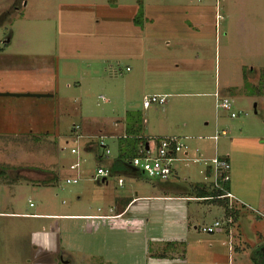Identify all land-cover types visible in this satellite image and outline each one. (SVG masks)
Returning <instances> with one entry per match:
<instances>
[{"label":"rangeland","instance_id":"1","mask_svg":"<svg viewBox=\"0 0 264 264\" xmlns=\"http://www.w3.org/2000/svg\"><path fill=\"white\" fill-rule=\"evenodd\" d=\"M160 69L168 87L176 83L173 91L191 92L168 96L171 109H198L205 96L192 92L203 74L230 88L227 112L237 114L236 131L221 142L230 148L237 196L220 206L206 198L192 223L184 204L158 198L135 200L121 229L118 217L26 218L15 221L16 230L2 223L0 264H38L49 256L56 264H264V91H256L264 80V0H0V91L53 93L0 94V171L18 179L0 194V207L4 200L30 213L115 215L117 197L190 187L143 173L92 178L112 155L98 145L89 151L97 141L91 134L103 125L113 129L120 117L143 131L152 116L143 109L167 106L144 107ZM73 147L84 161L80 181L67 183L77 173L70 169ZM189 163L213 182V172H205L211 161ZM226 204L232 221L222 215ZM216 219L222 227L215 233L199 228ZM172 238L185 242H165ZM38 247L48 249L39 258Z\"/></svg>","mask_w":264,"mask_h":264},{"label":"crops","instance_id":"2","mask_svg":"<svg viewBox=\"0 0 264 264\" xmlns=\"http://www.w3.org/2000/svg\"><path fill=\"white\" fill-rule=\"evenodd\" d=\"M200 55H201L200 53L197 54V56ZM200 61H199L200 67L203 66L202 71L208 69V64H209L208 61H206V59L205 60L200 59ZM203 75L198 76V79L195 80V85H197L198 88H196V90L192 93H195L199 96H205V98L203 99V102L201 101L203 105L202 103H200V105L198 104L197 106L198 109H190V111H192L193 114L189 112L188 109H171L172 102L171 100L169 101L167 99L168 96L182 94V93L187 94L191 92L173 91V89L171 88L177 86L176 83L168 87V84L164 83L167 81V78L162 77L163 73H162V69H160V72H158V76L155 79V82L159 83V85L156 87L153 93H161L166 95V100L162 103L153 102L148 106L144 104V107L150 108L151 105L154 103L164 104L165 102L167 103V106H163L162 109H153L152 111H150V109H143L144 111L147 110L152 115L151 120L148 117L144 118L145 124L143 131L136 120L135 121L134 120L131 121V119L127 120L125 117H120L118 121L115 123L116 127H113V129H110V127H107V125L105 126L103 125V128L98 130L99 135L105 134L108 136L107 142L109 147L112 149V152L110 153L112 155V157L110 156L111 165L114 158L117 157L118 154L127 151L132 152L133 149L135 150V153L138 151L139 154L140 148L146 146L152 140L158 141L162 138H170V137H175L182 143H184L182 139L188 140L189 142L185 143L186 145H188V149L182 150L175 154L177 158L175 159L172 165V169H173L172 175L170 176V178L167 179V181H169L168 183L174 184L175 182H177L176 180L178 181L184 180L190 184L189 185L190 187H180L178 184H176V188H179V191L174 192V190L172 189L173 186L171 184L172 186L171 188L166 187L163 188L162 190H157L158 192L156 193H151L149 195H140L139 193H136L135 196L128 197V195H125V196L117 197V199H115L116 203L114 202L115 203L114 207L115 208L117 207L116 209L118 208L119 209L116 210L115 215L104 214L102 216L96 214H62V213L47 214V213H38V212L30 213L22 210L10 209L8 207L9 204L6 205V202H4L3 200V204L5 205V207H0V225L2 223H4L5 225H2L1 227L5 228V227L13 226L14 230H16L19 228V226L18 223H16L15 221L23 220L26 218H39V217L79 218L80 216H83V218L93 217V218H106L111 220V218L113 219V217L115 218L118 217L119 219H123L126 215L130 213L133 205L136 202H138L135 200L140 198H146V199L158 198L161 199L160 201L182 203L186 206V212H187L186 222L187 223L194 222V219H196L197 216L200 215L199 209L201 206L200 204L201 201H206V198L200 196L202 190L210 191L212 190V185L214 184L213 182H210L208 184L205 181L207 179L206 176H204L205 179H202L200 176L201 173L204 172V170L200 169L199 172L198 171L196 172L195 168H193L194 166H192L189 162H193V163H198L201 161L212 162V159L214 158L213 156L218 154L224 158H227L231 162V168L232 165L234 164L231 157L229 146H226V144H224V142H221V140L222 138L224 139V137H228L230 133L236 131L235 125L232 122L233 120L231 121L232 116L229 115V112L223 110L224 108H220L217 106V99L215 94V92L219 90L223 97L224 96L228 97V95H231L230 94L231 90L228 86L225 90L222 89L221 87L218 86V81L212 83L211 80L209 81V79L206 78V74ZM51 95H53V93ZM100 96L105 101L110 100V98L105 96L104 94H101ZM209 103L213 109L202 108V107H206V105ZM137 111L140 112V110ZM188 113L190 116H188ZM234 118H237V116ZM227 120L231 122H227ZM222 129L225 130L226 133L222 134L218 139H215L213 136L216 134L217 130H222ZM238 129H240L241 131L242 127H238ZM91 135H96V134L93 133ZM132 144H135L136 147L135 146L133 147ZM112 145L116 150H114ZM109 155L107 157H109ZM130 169H131V173H127L126 171L123 172L116 170V173L114 174L131 175L135 177L142 176V172L135 169L134 167L131 166ZM205 172L209 176H211L213 172L211 164ZM119 178H123V177L120 176ZM123 180L124 182L122 185L126 183L124 178ZM231 180L232 179H230V181L227 182L228 190L231 191L233 194H235L234 191H232L234 184L232 183ZM17 182L18 179L16 177L11 176L9 173H6L5 171H0V194L3 197L8 195L10 188H12L13 185ZM127 199H131V201L127 205H125ZM207 200L214 201V203L218 206L222 204L224 205V203H220L222 201H218L215 199L214 200L207 199ZM212 206L213 204H209L208 208L210 207L214 208ZM216 208L219 209L218 207ZM230 212L231 211H229V207H227L226 204V206H224L222 215L224 217L225 216L228 217V214H230ZM131 219L133 218H130V220ZM123 221L124 222L116 224V226L119 227L120 229L122 227L124 228L125 227L124 224H127V219H123ZM194 225H195L194 227L198 229V226L196 224ZM1 227H0V235L2 233ZM14 237L18 238V242L16 243H19L18 232L14 233ZM0 240L1 242L5 243L4 240L2 241L1 236H0ZM165 242H168V244L171 243L178 244V243H184L185 241L181 238H176V239L172 238ZM16 245L18 246V244ZM47 251L48 249L45 250L42 247H38L33 252H34V256L38 255L39 258L42 253L44 252L46 253ZM52 258L53 257L49 256L47 259L44 260L38 259V264H56V261L54 260V258L53 259Z\"/></svg>","mask_w":264,"mask_h":264},{"label":"built area","instance_id":"3","mask_svg":"<svg viewBox=\"0 0 264 264\" xmlns=\"http://www.w3.org/2000/svg\"><path fill=\"white\" fill-rule=\"evenodd\" d=\"M129 68V67H127ZM217 99V106L224 108L223 110L231 112L233 103L231 98L222 96L220 91L215 92ZM166 100V95L161 93H151L144 97V104L150 105L153 102H164ZM236 113L232 112L231 116L236 117ZM78 126V125H77ZM225 130H217L216 134L213 136L218 139L222 134H225ZM91 137L96 138L99 146L104 149V155L108 156L111 153V148L107 142V135H91ZM188 149V145L180 142L175 137L162 138L158 141L152 140L146 146H143L139 150V154L134 156L130 161V164L135 169L142 172L147 178H157L161 180H167L172 175V165L175 159L176 153ZM73 154H76L75 161L70 165V169L77 170L75 175L66 178L67 183H78L81 179L80 172L82 168V163L84 161L83 156L80 155L78 148L73 147L71 149ZM212 169H213V184L214 186L223 191L222 194L216 196V198H230L234 199L235 195L229 191L226 187V183L231 179V162L224 157L216 154L212 159ZM111 175V170L105 166H99L97 172L92 176L93 179L106 181V179ZM124 182L123 178H119V184L122 185ZM211 198V197H209ZM231 212L228 214L231 220ZM115 218V217H113ZM219 227H222V221L216 219L212 224L204 225L200 227L203 232L214 233Z\"/></svg>","mask_w":264,"mask_h":264},{"label":"trees","instance_id":"4","mask_svg":"<svg viewBox=\"0 0 264 264\" xmlns=\"http://www.w3.org/2000/svg\"><path fill=\"white\" fill-rule=\"evenodd\" d=\"M257 84H259V86L258 85H257L258 87L256 86V88H257L256 91H258L259 94H262V92L264 91V80H262L260 83H257ZM96 145L99 146L97 141L90 142L87 145V149L89 151H93L95 149ZM132 146L134 147L135 144H132ZM102 155H99V157H102ZM136 155H138V151L135 153L134 149L132 150V152H128L127 151V152L118 154V156L114 158V160L112 162V165L110 164V166L108 167L111 170V174L116 173V170L123 171V172L126 171L127 173H131L130 160ZM106 181H107V179H106ZM226 187L228 189V183H226ZM222 193H223V191L217 189L214 185H212V190H210V191L202 190L200 196H202L204 198L211 197L210 199H212V200L215 199V200L222 201L223 198H216V196H218V195H220ZM130 201H131V199H127L125 205H127Z\"/></svg>","mask_w":264,"mask_h":264},{"label":"water","instance_id":"5","mask_svg":"<svg viewBox=\"0 0 264 264\" xmlns=\"http://www.w3.org/2000/svg\"><path fill=\"white\" fill-rule=\"evenodd\" d=\"M0 94H14V95H51V92H34V91H19V92H11V91H4L1 92Z\"/></svg>","mask_w":264,"mask_h":264},{"label":"flooded vegetation","instance_id":"6","mask_svg":"<svg viewBox=\"0 0 264 264\" xmlns=\"http://www.w3.org/2000/svg\"><path fill=\"white\" fill-rule=\"evenodd\" d=\"M5 169V168H4ZM9 173V172H8Z\"/></svg>","mask_w":264,"mask_h":264}]
</instances>
